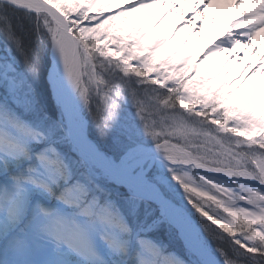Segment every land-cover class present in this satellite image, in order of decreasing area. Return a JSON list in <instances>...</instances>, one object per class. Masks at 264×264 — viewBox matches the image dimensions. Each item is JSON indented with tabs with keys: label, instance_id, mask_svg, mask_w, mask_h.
Returning <instances> with one entry per match:
<instances>
[{
	"label": "snow or ice",
	"instance_id": "1",
	"mask_svg": "<svg viewBox=\"0 0 264 264\" xmlns=\"http://www.w3.org/2000/svg\"><path fill=\"white\" fill-rule=\"evenodd\" d=\"M213 3L0 0V264H264V0Z\"/></svg>",
	"mask_w": 264,
	"mask_h": 264
},
{
	"label": "bare ground",
	"instance_id": "2",
	"mask_svg": "<svg viewBox=\"0 0 264 264\" xmlns=\"http://www.w3.org/2000/svg\"><path fill=\"white\" fill-rule=\"evenodd\" d=\"M223 6H226V4L223 3V0H214L213 5L209 8L208 20L206 21V25H205V38H204V43H205V44L209 42V40H210L211 37H217V36L222 37L223 34H224V32L226 31V29H225L224 32H223L222 34H216V35H215L214 32H215L216 29H215V27H214V29H213V25H214V24H213V22L210 21V14H211V11H216V12H218V13L221 12V16H223V12H222ZM186 11H188L187 8H186ZM231 12H232V10H231ZM230 15H231V13H230ZM230 19H231V16H230ZM230 19L228 20V23H229ZM217 23H218V24H217ZM228 23H227V26H228ZM216 24H217V25H214V26H220V25H219V20H218V19H217V21H216ZM227 26H226V28H227ZM258 38H259V37H257V39H258ZM193 40H196V37H195V36H193ZM258 51L262 54V52H261V48H259ZM251 56H252V53H251V51L249 50V51L245 54V58L247 59L248 57H251Z\"/></svg>",
	"mask_w": 264,
	"mask_h": 264
},
{
	"label": "rangeland",
	"instance_id": "3",
	"mask_svg": "<svg viewBox=\"0 0 264 264\" xmlns=\"http://www.w3.org/2000/svg\"><path fill=\"white\" fill-rule=\"evenodd\" d=\"M231 5L230 4H226V6H223V9H222V12H223V16H221V12L218 13L216 11H211V14H210V21L213 22L214 25H217L216 24V21L217 19L219 20V25L220 26H214L213 25V29L215 27V32L214 34H222L224 32V30L226 29V26H227V23H228V20L230 19V13H231ZM212 38V37H211ZM264 39V34H262V36H260L256 43H260L261 44V52L262 54H264V43H261V40Z\"/></svg>",
	"mask_w": 264,
	"mask_h": 264
}]
</instances>
